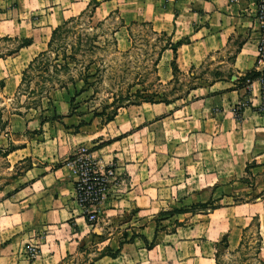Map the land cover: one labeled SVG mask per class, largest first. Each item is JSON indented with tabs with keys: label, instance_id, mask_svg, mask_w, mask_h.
I'll list each match as a JSON object with an SVG mask.
<instances>
[{
	"label": "crops",
	"instance_id": "crops-1",
	"mask_svg": "<svg viewBox=\"0 0 264 264\" xmlns=\"http://www.w3.org/2000/svg\"><path fill=\"white\" fill-rule=\"evenodd\" d=\"M90 1L16 0L12 7H1L0 16L12 17L0 21V39L31 40L29 46L13 55L24 69L46 49V44L38 45L29 31L45 32L48 38L54 28L85 11ZM94 1L97 6L92 20L106 22L117 15L121 26L115 37L121 50L130 47L127 27L131 23L151 24L155 31L166 34L172 44L183 41L176 47L175 56L170 49L162 53L161 59H166L170 74L168 81L172 77L173 58L183 74L218 64L230 69L232 78L261 72L256 64L260 37L257 0ZM36 25L40 29L33 30ZM229 77L191 90L181 103H142L125 108L106 125H112L116 132L109 143L102 147L92 144L89 154L95 167L112 164L121 176L101 202L97 222L101 215L105 218L130 216V226L138 231L132 238L138 252L143 251L142 239L152 243L149 250L144 247L147 252L157 247L156 227L161 228L157 224L165 221L162 214L174 221L189 215L192 229L217 230L212 239L198 237L204 246L211 245L213 251L207 259H201L203 262L215 264L214 252L224 237L227 250L234 251L242 230L254 222L258 224L260 236V259L264 250L262 219L252 214L251 218H232L231 224L230 217L223 220L222 215L229 216L258 205L264 210V92L259 80L241 86ZM17 81L13 83L15 92ZM5 89L4 83L2 91ZM49 97L56 106L53 114L61 117L67 127L78 126L84 120L70 112L71 96L67 91L54 90ZM33 122L40 127L38 121L13 117L12 137H23L22 133L29 131ZM78 130L83 133L68 135L66 140L73 144H68L62 154L57 140L53 139L52 161L72 155L74 148L91 133L83 127ZM20 153L24 154L15 158L14 164L34 157V149L28 143L12 149L5 157ZM43 163L25 171V174L38 172L31 180L29 192L24 186L0 198V264H62L78 252L81 240L88 238L89 231L84 227L88 222L75 199L77 176L73 166L62 163L50 167L49 162ZM248 173L255 185L246 186V181L243 182ZM244 187L245 196L256 198L235 203V199L242 197L239 191ZM226 200L231 202L223 204ZM210 201L213 209L198 207ZM104 231L99 225L97 239L102 243L113 241L111 236L103 239ZM128 245L131 244L122 246ZM28 246L34 248L32 253ZM118 258L119 252L114 257L102 254L93 264H116Z\"/></svg>",
	"mask_w": 264,
	"mask_h": 264
},
{
	"label": "rangeland",
	"instance_id": "rangeland-1",
	"mask_svg": "<svg viewBox=\"0 0 264 264\" xmlns=\"http://www.w3.org/2000/svg\"><path fill=\"white\" fill-rule=\"evenodd\" d=\"M0 2H2L0 3V12L3 11V6L5 9L6 5L12 7L16 4V0H0ZM10 17L12 15L0 16V21H8ZM86 18L87 16H85L84 20ZM97 23L92 20L91 26L94 27ZM36 26L38 27H34L33 30L41 27L40 25ZM42 26L46 28V25L43 24ZM88 26L90 25L81 24V26H77L76 29L68 34L63 42L65 52L67 54L70 53V47L76 46L77 38H81L84 44L85 33L90 37H95V46L97 48L93 52L81 49L83 53H80L77 57L79 63L75 64V66L73 64L69 65L72 69L70 76L73 79L69 80L70 77L68 75L60 73V80L66 86V89H55L65 90L71 96L70 112H72V115L84 119L78 126L67 127L61 122V117L53 114V109L56 106L50 97L47 99L43 96L40 99L41 102H39L37 96L28 97L26 93H23L16 101L14 98L15 90H6L17 79H19L17 86L19 85L21 73L27 67L22 69L17 64V60L13 58L15 57L13 55L12 57L9 56L10 58L6 57V54L14 51L24 39H10L9 41L0 39V56L4 57L0 60V80H3L6 86V91L0 92V198L24 186L27 187L26 192H29L28 188L31 187L32 178L38 175L37 171L25 174V171L30 167H38L44 164L43 162H49L47 165L50 167L58 166L62 163L70 164L76 158L74 154L80 147L91 153L93 150L90 149L92 144L98 143V147L108 144L112 135L116 134L111 128L112 125L106 126L110 122L108 120L113 119V116L118 112H123L125 108L140 105L146 100L161 104L162 101L181 103L186 101V96L192 88L208 85L215 80L228 79L230 74H232L230 69L223 68L221 64H218L205 66L187 74L178 73L168 81L170 74L168 66H166V59L162 60V54H159L162 38L158 37L160 33L155 31L151 24L149 27L142 25V23H137L136 26L129 27L131 36L128 35L127 38L130 44L127 50H121L116 45L115 33L118 27L121 26L116 14L112 15L106 22H103L101 26L94 27L93 30L87 29ZM81 29L85 31L82 32ZM29 33L38 45H47L51 35L47 38L45 32H31L30 30ZM112 38H114V42ZM156 62L157 65L155 66ZM34 82L30 85L31 88L34 87ZM137 90L139 94L134 96ZM19 106H23L19 111L22 113V117H20L24 121L33 120L38 121L40 124L43 122V125L38 128L33 122L30 124V130L22 133L23 137L14 138L12 137L14 134H11V120L17 116L14 114V110ZM79 127L87 128L91 133L86 135L87 137H85L86 139L83 143L78 144L74 148L72 155L58 157L57 160L52 161L53 139L57 140L59 154H62L68 144H73L72 141L68 142L66 140L68 135L74 132L83 133V130H78ZM67 129H71V131L68 132L66 131ZM13 130H16L15 126ZM90 138H94L93 141H90ZM26 143L34 149V157H28L19 165L14 164L15 158L23 156L24 153L13 155L9 158L5 157V151L22 147ZM242 180L243 182L246 181V186L255 185L254 178L249 173ZM245 189V187L244 190L240 189L239 192L242 197L235 199V203L254 201L256 197L245 196L247 192ZM257 190L259 189L257 188ZM229 202L231 201L226 200L222 203L226 204ZM243 210V212L232 213L229 216L222 215V219L226 220L230 217V222L233 224V220L236 218H243V216L251 218L252 214H256L262 219L264 229V210L260 209L259 205L253 208L248 207L247 211L246 209ZM169 218L162 214V221H165L162 224H157V226H162L161 228L156 227V231L159 233L157 235V247L152 252H147L144 247L151 246L152 243H147L146 246L143 244V251L138 252L137 247L132 244V237L136 236L138 231L133 230L130 226V216L121 214L105 218L101 215L98 222L96 219L95 222L87 223V226H84L89 231L88 238L81 240L78 252L72 257H68L62 264H93L102 254L113 257L118 252L119 258L116 264H207L201 259H207V255L213 254L212 247L209 244L204 246L202 244L203 240L198 237L206 236L212 239L217 230L208 232L207 230L204 231L203 228L192 229L189 215L182 216L181 221H174V219ZM232 218L234 219L232 220ZM98 224L106 232L103 239H109L111 236L110 238H113V241L111 239L108 243H102L101 240L97 239L99 235ZM253 224L257 223L254 222ZM249 234L247 233L244 239L240 254H228L222 247L216 249V252H222L219 257V263L256 264V249L250 251V247L255 245V242L249 239ZM150 235L148 234V236ZM149 238L151 239V237ZM124 243L131 245L124 247L122 246ZM259 260L264 263V250L261 252ZM209 264L212 263L209 262Z\"/></svg>",
	"mask_w": 264,
	"mask_h": 264
},
{
	"label": "trees",
	"instance_id": "trees-1",
	"mask_svg": "<svg viewBox=\"0 0 264 264\" xmlns=\"http://www.w3.org/2000/svg\"><path fill=\"white\" fill-rule=\"evenodd\" d=\"M92 8L90 9V7ZM97 6V3L94 0H91L88 6L86 7V10L83 11L80 15L70 18L67 21H64L60 26L54 28L51 31L50 39L46 45V50L39 53L37 56H35L27 65V67L23 70L21 73V78L19 85L16 89L14 98L16 101L20 96L23 95V93H26V96L28 97H38L39 102L40 99L45 96L47 99H49V94L54 91L56 88H62L66 89V86L62 84V81L60 80L61 76L59 77L60 73H64V75H68L70 77L69 80H72L73 78L70 76V73L72 69L70 68V64L79 63V60L77 57L80 55V53H83L84 49L88 52H93L94 49L97 47L95 46L96 40L95 37H90L88 34H84V44L82 43L81 38H77L76 40V46L70 47V53L67 54L64 49V40L67 38L68 34L72 32V30L76 29L77 26L83 25H90L87 29H94V27H99L102 25L103 22H98L94 27L92 25V14L94 12L95 7ZM85 16L87 18L84 20ZM84 20V21H83ZM137 23H131L127 27L128 35L131 36L130 28L131 26H136ZM142 25L149 26V23H142ZM82 32L85 31L84 29H81ZM114 37V33H113ZM158 37L162 38V46L160 47L159 54H162L164 51L170 49L172 50L174 56L176 53V47L180 46L183 41H180L176 44H172L171 40L166 36V34L160 33L158 34ZM114 38H112V41ZM4 41H9L10 39L4 38ZM31 44V40L24 39L20 42V44L16 47L14 51L8 52L6 54V57L12 56L18 52L19 49L25 48ZM62 51V52H60ZM53 55V58H52ZM4 57L0 56V59ZM157 65V62L155 63V66ZM89 66V64H87ZM86 66V68H87ZM172 76L175 77L176 74H180L181 72L177 69L175 64V58H173L172 62L170 63ZM85 68V69H86ZM259 77L258 72H249L244 74L243 76H234V78L229 77L230 81L237 82L241 86H246L248 83L257 80ZM37 80V81H35ZM35 81V82H34ZM34 82V87L31 88V84ZM47 83V84H46ZM58 86V87H57ZM4 88V82L0 80V92ZM195 88H192L193 90ZM139 94V91L137 90L134 93V96ZM142 103H148V104H154L148 100L143 101ZM163 104H170V102L162 101ZM23 106L16 107L14 110V114L17 116L22 117V113L19 111ZM116 115V114H115ZM114 115V116H115ZM113 116V117H114ZM112 119H109L108 121H111ZM43 125V122L40 124V126ZM101 147V146H100ZM11 151V150H10ZM9 151L5 152V155ZM208 206V209H213L212 202H208L203 205H198L199 208H205ZM254 227V228H253ZM247 233L249 234V239L254 240L255 245L250 247V251L253 249H256L255 252V263L256 264H264L262 261L259 260L258 255L261 250V244H260V236L258 231V224L251 223L247 228L242 230L241 239L239 242L238 247L234 251H228V245H227V238L224 237L221 242L216 246V249L219 247H222L224 251H227L228 254H240L241 248L244 242L245 237L247 236ZM133 236L132 238H134ZM145 244H147L146 240L142 239ZM151 246H146V249H150ZM222 254V252H216L214 254V262L215 264L219 263V257ZM115 256V255H114ZM113 256V257H114Z\"/></svg>",
	"mask_w": 264,
	"mask_h": 264
},
{
	"label": "built area",
	"instance_id": "built-area-1",
	"mask_svg": "<svg viewBox=\"0 0 264 264\" xmlns=\"http://www.w3.org/2000/svg\"><path fill=\"white\" fill-rule=\"evenodd\" d=\"M256 12L260 26L256 64L261 68L257 80L261 83L264 92V0H257ZM74 155L76 158L72 160L71 165L77 176L74 185L75 199L86 221L93 223L97 219L100 204L108 190L117 185V181L121 179V176L117 174L112 165L96 168L91 155L82 147ZM27 249L31 253L34 251L31 246H28Z\"/></svg>",
	"mask_w": 264,
	"mask_h": 264
},
{
	"label": "bare ground",
	"instance_id": "bare-ground-1",
	"mask_svg": "<svg viewBox=\"0 0 264 264\" xmlns=\"http://www.w3.org/2000/svg\"><path fill=\"white\" fill-rule=\"evenodd\" d=\"M13 88H14V84L12 83V84L7 88V90L12 91V90H14ZM263 232H264V231L262 230V234H263V236H264V233H263Z\"/></svg>",
	"mask_w": 264,
	"mask_h": 264
}]
</instances>
